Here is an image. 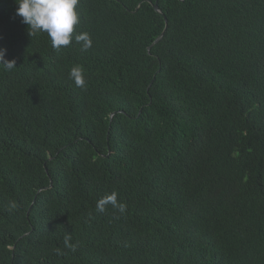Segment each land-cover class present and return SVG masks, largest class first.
Segmentation results:
<instances>
[{
  "label": "trees",
  "instance_id": "trees-1",
  "mask_svg": "<svg viewBox=\"0 0 264 264\" xmlns=\"http://www.w3.org/2000/svg\"><path fill=\"white\" fill-rule=\"evenodd\" d=\"M17 7L0 0V264H264V0H79L86 52ZM112 192L126 210L97 212Z\"/></svg>",
  "mask_w": 264,
  "mask_h": 264
},
{
  "label": "clouds",
  "instance_id": "clouds-1",
  "mask_svg": "<svg viewBox=\"0 0 264 264\" xmlns=\"http://www.w3.org/2000/svg\"><path fill=\"white\" fill-rule=\"evenodd\" d=\"M18 5L16 15L22 18V23L28 26L30 37L39 33H47L51 46L55 50L68 46L73 39L81 44V51L86 52L92 47V40L87 32L74 35V28L80 23L76 10L79 0H15ZM6 49L0 48V67L12 70L16 61L6 59ZM70 79L77 87H83L85 80L80 67H73L69 73ZM111 204L119 212L126 210V205L118 202L117 193L112 192L98 200L96 211L103 213ZM71 235L64 237L65 247L75 252L78 245L70 243ZM59 253L60 250L57 249Z\"/></svg>",
  "mask_w": 264,
  "mask_h": 264
},
{
  "label": "water",
  "instance_id": "water-1",
  "mask_svg": "<svg viewBox=\"0 0 264 264\" xmlns=\"http://www.w3.org/2000/svg\"><path fill=\"white\" fill-rule=\"evenodd\" d=\"M154 8H155V10L157 11V12H159V13H161V11H160V9H159V7H158V3H155L154 4ZM166 19V18H165ZM167 21V20H166ZM164 35H165V31L155 40V42H154V44L155 43H158L163 37H164Z\"/></svg>",
  "mask_w": 264,
  "mask_h": 264
}]
</instances>
